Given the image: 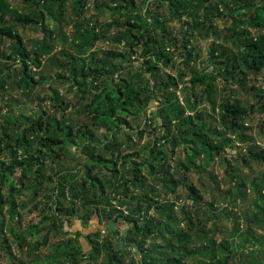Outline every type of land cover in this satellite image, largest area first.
I'll return each mask as SVG.
<instances>
[{"label":"trees","instance_id":"1","mask_svg":"<svg viewBox=\"0 0 264 264\" xmlns=\"http://www.w3.org/2000/svg\"><path fill=\"white\" fill-rule=\"evenodd\" d=\"M56 0H41L40 4L48 6ZM59 1V0H58ZM81 4L82 0H77ZM126 1V0H118ZM165 0H154V4L160 7V3ZM167 5L174 11V21H180L188 15L190 4L185 0H166ZM236 2L243 3V7H237L231 14L238 17H245L244 14L249 9H253V15L250 17L249 24L257 30H264V0H226L224 9L227 15H230L229 7ZM133 7V11L127 14L126 20L114 19L105 25H94L90 31H86L81 37H87L85 44L80 47L81 50L87 47H94L98 42L104 41L110 45L116 43L119 49L110 50L102 59H93L91 65L84 60L71 57L69 61L58 64L61 70H67L69 75L60 73L57 75L59 80L73 83V88H78L83 93V100L91 97V102L84 105L83 111L91 118L92 126L99 131L103 130L110 134V139L102 146L91 143L96 137L91 131L85 132L84 129L75 128L70 119H57L51 114L42 115L36 121L29 122L27 126L17 135H9L6 133V126L1 128L0 145L7 142V148L10 149V162H0V215L3 204H10V217L13 221L14 217L19 216L16 211V204L11 203L14 198L5 200L4 191L12 196L16 192H22L26 184L32 185L31 192L28 193V200L23 203L26 207L29 203H33L30 212L40 208L41 219L33 231V235L43 233L41 242H37L39 246L48 247L49 254L42 261L50 264H93L95 260L102 254L106 253V259L103 264H125L127 255L132 252H142L143 256L139 264H185V258L190 254L187 249L189 238L187 233L176 231L171 228V222L174 220L172 213H168V221L163 222L157 218H151L149 211L152 208L167 210L172 209L171 204L154 200L149 194H146L137 200L129 197V184L133 183L136 187L143 189L148 180L143 174V170L149 168L151 175H156L161 179L162 188L182 185L187 187L186 179L182 182L173 180L171 177L172 167L168 160L167 146H161V142L169 145L170 153L173 154L175 149L182 145L181 134L175 135L169 127L174 122L183 123L185 125L183 135H192L195 141H190L191 146L188 147L190 157H200L201 154L196 150L201 147L204 151H209L214 155L220 156L225 149L230 146L231 139L224 140V144L214 143L203 135L204 126L201 116L198 114V122H193L192 118L184 119V109L180 104L174 108L171 104V98L162 97L163 105L155 112L154 119L162 121L161 129L154 127L150 133L156 137L155 143L150 150L148 160L144 159L139 151L123 155L122 146L117 142V134L126 131L130 122L129 118L137 119L141 114H147L149 104L153 103L156 95L154 89L159 92L166 93L172 87L177 86V77L167 72L168 69L174 67L178 60V51L181 50L182 55L179 57L184 62H190L195 59L194 50L191 48L190 42L184 40L179 46L176 40L171 39V35L166 31L164 21L161 15L150 10L147 5L145 11L140 13L134 2H129ZM106 9V8H103ZM111 10V9H110ZM38 20L32 16L25 17L26 25L35 24L36 26L44 25L46 14L41 11ZM2 15V14H1ZM219 17V14H216ZM25 25V24H24ZM206 30V37L217 34L213 29L212 23H199L189 28V30L200 31ZM113 31L115 34L112 36ZM228 34V33H226ZM112 37H111V36ZM243 34L236 33L230 39L224 37L225 42H237L243 38ZM2 38H8L13 43V49L5 57L11 64L4 67V71H0V90L4 88L3 75L7 79L12 78V72L20 70V79L17 85L24 89H33L37 85V81L30 75L31 70H38L42 67V52L37 50L31 51L24 45L22 37L17 33L15 27H0V41ZM243 43L246 50L244 55L236 57L229 55L224 61H219L211 55V59L217 65V76L225 80V88L222 93L229 90L225 97L224 104L220 108L219 124L220 130L209 131L217 137H221L223 132L229 131L238 134L241 137V143H245L243 139L244 129L242 122L247 120L250 115L258 113L263 116L261 130L264 132V102L259 105L242 106L237 100H232L233 91L229 89L231 80L235 76L241 86L246 83L253 82L251 74L259 77L264 70V36L257 39H248ZM45 51H51L52 47L43 45ZM213 53L215 51L213 50ZM3 53L0 50V59ZM142 59V63L138 66L135 76L132 70L127 72L122 66L116 64L121 60L126 63L134 64L135 58ZM139 59L137 62H139ZM136 62V61H135ZM133 68V67H131ZM161 69H166L161 75ZM33 70V71H34ZM193 84L206 86L207 100L213 104L212 96L217 94V88L214 85L216 77L209 72L192 73ZM186 76L185 72H181L180 77ZM82 80V81H81ZM40 81L45 83L47 79L41 77ZM81 81V82H80ZM91 83V89H89ZM254 91L261 92L260 87L254 81ZM72 88V89H73ZM55 99V98H51ZM81 103V102H80ZM180 105V106H179ZM61 109L67 110L69 105L60 103ZM79 107L78 104L76 108ZM44 115L46 117L44 118ZM7 125V123H6ZM17 126L25 125V123L14 124ZM89 129V128H88ZM180 130V129H179ZM147 131L140 132L143 138ZM224 136V135H223ZM81 145L80 146V142ZM126 148L132 150L134 146L133 139H128ZM36 145V147H35ZM74 148H80L81 154L77 151L73 153ZM70 156H74L70 164L75 163L72 168H63V163L68 164ZM248 156L256 162L264 164V152H249ZM120 163L124 168L131 165L133 169V179L125 182L121 186L120 179L122 172L119 170ZM192 165L199 169L194 159L191 160ZM50 164L58 169L53 172L52 177H46V165ZM158 169V170H157ZM188 171V170H187ZM20 173L21 188L15 187L16 181L13 176ZM105 175L106 179L101 177ZM84 175V177H81ZM173 176V175H172ZM170 178V179H168ZM108 179V180H107ZM54 186L51 194H48L49 185ZM113 188V192H117L118 199L121 204H125L129 208L128 212H119L109 208H113V204L108 194L107 186ZM191 192V198L196 199V192L191 187H187ZM7 189V190H6ZM93 191L92 197L89 192ZM120 191H123L121 194ZM233 191H236L233 185ZM43 194L42 200L39 195ZM193 196V197H192ZM68 199V200H67ZM82 206L93 210L91 213L77 216L75 206L77 202ZM40 203V204H38ZM65 204H68L67 206ZM145 204L147 207H145ZM118 212L116 218L113 213ZM186 220H190V213L183 210ZM104 215L109 225L106 229L105 238L101 240L102 232H93L84 236L81 231H74L71 238L62 240V242L52 245L50 239L54 236H64L69 234L70 221L79 220L82 228L90 226L92 216ZM71 219V220H70ZM5 220H0V233L6 234L4 230ZM10 240L16 243L17 250L22 255L23 247L27 243L22 233L14 230L11 226ZM62 238V237H61ZM81 238L86 239L90 249L87 252H79L77 245ZM150 239H161L164 244L153 245L151 249L145 247ZM3 246L0 247V254L14 259L15 249L10 245L9 239L6 237L1 240ZM77 244V245H76ZM83 249V247L81 248ZM31 255V252L29 253ZM28 255V256H30ZM174 255H178L174 257ZM232 256V253H230ZM85 259V260H83ZM38 264V263H34Z\"/></svg>","mask_w":264,"mask_h":264},{"label":"rangeland","instance_id":"2","mask_svg":"<svg viewBox=\"0 0 264 264\" xmlns=\"http://www.w3.org/2000/svg\"><path fill=\"white\" fill-rule=\"evenodd\" d=\"M153 1L82 0V3L79 4L77 0H56L53 4L45 6L40 4L41 0H0V27H15L17 33L22 37L24 45L29 50L32 52L37 50L43 54L41 57L42 67L38 70L33 69L34 71L31 70L30 72V75L38 82L33 89L26 90L24 84L22 87L17 85V81L21 77L20 70L12 72L13 76L10 79L3 75L4 88L0 90V136L2 135L1 128L3 126L7 127L5 129L7 134L15 136L27 126L29 123L27 121H36L42 115V112H45L46 115L51 114L57 119H70L77 129L95 133L96 137L91 143L97 146L105 144L110 139V134L94 128L91 118L83 111L84 105L91 102V97L83 100V93L78 85L73 88V83L59 80L57 78L58 74H69L67 70H61L58 64L75 57L78 61L84 60L88 65H91L93 59H102L110 50L109 48L120 50L121 48L116 43L110 45L104 41L98 42L94 47L81 50L80 47L85 44L88 38V36L81 37V35L86 31H90L94 25H105L114 19L126 20L125 16L133 11V7L130 6L129 2H134L140 13L145 11L149 4L151 11L158 12L161 15L171 39H175L179 46L183 44L185 39L190 42L195 59L185 63L184 59L179 57L182 55L181 50L177 52L178 60L175 66L167 70L168 73L177 77V86L167 90L166 93L154 89L153 93L156 98L153 103L149 104L146 116L141 114L135 120L129 118L130 125L128 129L117 134L118 144L123 145L122 154L126 155L139 151L144 159H149L150 150L156 137L160 139L159 135L151 136L150 131L154 127L159 129L162 127V121L154 119L155 112L163 105L162 97L171 98V104L174 108H177V105L180 104L181 106H179L185 111L184 119L192 118L193 122L197 123V115L199 114L205 127L203 135L210 141L222 145H225L224 140L227 139H231L232 142L220 156L196 146V150L201 155L192 158L188 147L191 146L189 144L191 140L195 141V137L183 135L186 124L174 122L169 129L177 136L181 134L182 140L180 141L182 145L177 147L175 152L171 154L169 145L164 144L163 141L160 144L161 146H167L168 160L172 167L171 177L173 180L180 182L185 178L187 187L191 186L195 190L197 201H194L193 196V198L190 197L191 192L187 187H183V184L177 185L175 188L168 187L164 190L160 183L161 179L156 175H151L149 168L143 170V174L148 180L145 187L141 189L133 183L129 184V197L137 200L149 194L154 200L172 205V209L167 210L152 208L149 215L151 218H157V220L167 223L168 213H172L174 220L170 223L171 228L177 232L187 233L189 238L187 249L190 254L185 258V264H264V164L256 162L248 156L251 151L254 153L264 152V132L261 130L263 116L255 113L242 122V127L246 129L243 135L245 143L240 142L241 137L236 133L225 130L223 132L224 136L217 137L208 130L210 127L211 130L221 131L219 124L220 108L224 104L225 97L230 94L229 90L222 93L226 83L224 79L216 75L218 68L214 60L211 59V55L219 61H224V58L229 55L236 57L244 55L246 50L243 43L250 38L257 39L264 36V30L254 29L249 24L253 9L245 12V17L231 14L237 7H243V3L236 2L231 5L229 7L230 15H227L224 9L226 0H185L184 2L189 3L191 6L188 9V15L180 21H174L172 18L174 11L169 8L166 0L160 3V7L155 5ZM41 11L46 14L44 25H26V16H32V18L38 20ZM216 14H219L218 18ZM199 23H205L206 25L212 23L217 34L210 35L207 38L206 30H189L190 27ZM236 33L243 34L244 37L237 42H225L223 39L224 37L230 39ZM114 34L115 31H113L112 36ZM43 45L51 46L52 50L45 51ZM13 46L14 43L10 39H1L0 50L3 57L0 59V71H4V67L11 64L5 57L11 52ZM213 50L215 53H213ZM138 59L139 57L135 58L134 64L121 60L116 61V64L122 66L127 72L133 69L132 73L135 76L138 66L143 61L139 59V62H137ZM183 71L186 76L179 78ZM164 72H166V69H161V75ZM193 72H209V74L216 77L214 85L217 88V94L212 96L213 104L206 99V86L192 83ZM42 76L47 79V82L40 81ZM251 78L253 82L246 83L244 86L235 84L238 82L237 76L230 81L232 83L229 89L234 93L232 100L239 101L242 106L254 107V105L264 102V70L261 76L254 77L251 74ZM254 81L260 87L261 92L256 93L252 88L255 85ZM89 89H91V83H89ZM60 103L69 105L70 108L67 110L61 109ZM77 104L79 107L76 108ZM46 115H44V118ZM20 123H25V125H14ZM142 130L147 131L143 138L140 135ZM128 139L134 141L132 150L126 148ZM7 144V142H3L0 145V162H10V149L7 148ZM81 145L83 144L80 142ZM72 151L81 154L80 148H74ZM73 157H69L68 164H62L63 168L75 166V163L70 164ZM193 159L199 169L192 165L191 160ZM45 168L46 177H52L58 166L47 164ZM133 169L131 165L124 168L120 163L119 170L122 172V176L119 183L121 186L133 179ZM81 177H84V175H81ZM101 177L106 179L103 174H101ZM20 178L19 172L13 176L16 181L15 187L18 189L21 188L18 183ZM233 185L236 191H233ZM106 186L113 204V208H109L108 212H111L112 209L119 212H128L129 208L124 206L125 204H121L118 199H115L118 194L113 192L112 186ZM32 188V185L26 184L23 190L21 189L22 192H16L12 196L4 191L5 200L11 197L14 198L11 203L17 205L16 211L19 216L16 215L11 221L9 212L12 205L6 203L1 207L0 220L2 218L5 220L4 230L6 234L2 235L0 233V247L3 246L1 240L5 237L8 238L17 256L10 259L0 254V264H50L42 261L49 254L48 247L39 246L37 249V242H41L43 233L37 236L33 235V231L36 230V226L39 225L38 222L41 219V215H39L41 206L33 212H30L29 209L38 201L23 207V203L28 200V193L31 192ZM53 188L54 186L50 184L48 194L52 193ZM92 193L91 190L89 192L90 197H92ZM120 193L122 194L123 191H120ZM44 197L43 194L39 195L41 200ZM145 207H147L146 204ZM75 210L77 216L93 212L92 209L82 206L79 201L75 206ZM183 210L190 213L189 221L186 220ZM117 214L118 212L113 213L112 218H116ZM69 223V234L54 236L50 239L52 245L71 238L74 231H81L84 236L101 231V240H103L105 238L104 232L109 225L104 215L100 216L98 214L92 216L90 226L85 229L82 228L79 220H71ZM11 226L25 237L27 243L23 247V252L27 256L22 255L17 250L16 243L11 242V236L8 233ZM154 244L162 245L164 242L161 239H150L145 247L151 249ZM82 247L83 249H81ZM77 249L79 252H87L90 249L86 239L81 238ZM230 253H232V256H230ZM127 256L125 264H139L140 260H143L142 252H132ZM176 256L174 255V257ZM105 259L106 253L102 252L93 264H103ZM81 264H84V262Z\"/></svg>","mask_w":264,"mask_h":264}]
</instances>
